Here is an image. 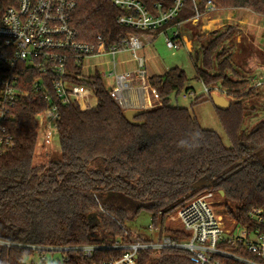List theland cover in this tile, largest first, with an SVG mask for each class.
<instances>
[{"label": "trees", "instance_id": "1", "mask_svg": "<svg viewBox=\"0 0 264 264\" xmlns=\"http://www.w3.org/2000/svg\"><path fill=\"white\" fill-rule=\"evenodd\" d=\"M136 1L152 16L176 7V0ZM208 1L225 10L245 9L264 17V0H183L176 18L164 28L138 31L117 23L126 11L114 6L113 0H81L74 27L84 42L101 37L107 48H122L121 39L128 32L159 35L179 23L189 27L198 14H206ZM236 33L237 28L229 26L207 38L195 33L193 39L198 47L196 79L207 87L218 86L232 103L226 111L216 109L231 147L218 133L204 129L188 109L171 105L173 95L191 90L179 68L149 78L161 102L136 118L140 125L126 119L105 82L96 76L98 105L92 110H82L77 103L62 107L59 153L42 155L38 164L36 115L47 105L30 99L18 104L9 124L16 147L0 155V241L12 244L0 245V264H25L26 256L34 254L28 246L71 249L65 252V264L118 259L122 253L110 249L115 243L156 240L136 235L129 226L141 211L152 217L157 238L187 241V233L165 222L205 191L214 193L215 205L221 208L218 214L242 228H255L251 214L261 210L264 218V121L245 129L246 120L257 112L249 105L261 95L247 89L250 82L232 67V48L219 50ZM203 180L210 182V188L193 191V185ZM94 214L97 219L92 223L89 217ZM84 246L99 249L86 259L74 250ZM139 264L200 261L188 251L164 249L158 256L153 250L141 252Z\"/></svg>", "mask_w": 264, "mask_h": 264}, {"label": "built area", "instance_id": "2", "mask_svg": "<svg viewBox=\"0 0 264 264\" xmlns=\"http://www.w3.org/2000/svg\"><path fill=\"white\" fill-rule=\"evenodd\" d=\"M80 1L0 0V155L16 147L9 124L14 119V110L25 99L47 105L36 115L39 141L42 139L46 155L59 153L58 129L62 107L77 103L82 110H92L98 105L94 85L96 76L103 81L104 77L114 78L111 96L125 113L129 110H148L161 102L144 70L145 59L137 53L153 40V36L128 32L121 39L122 48H107L101 37L92 43L84 42L74 27V16ZM182 1L176 0L174 10L159 16L150 15L136 0H113V3L126 11L117 20L120 26L130 30L157 31L176 18ZM220 11L215 3L208 1L206 14H198L191 23L197 25L204 16H212ZM185 32V23H179L174 28L164 29L161 34L166 35V45L170 50L185 47L192 53L193 42ZM169 33L171 37H168ZM120 53H130L131 59L126 60L125 64L136 61L139 65L137 70L118 75L116 58ZM106 57L112 59L106 64H113V73L84 76L86 61ZM263 86L264 80L256 85ZM205 93L209 97H226L219 87L205 86ZM133 95L138 99L137 106L132 101ZM213 198L214 193L205 191L177 211L175 219L180 225L179 229L188 234L187 241H173L167 236L157 238L159 230L153 226L149 230L152 236L156 235L155 241L117 242L110 249L121 252L122 256L104 264H139L141 252L153 250L158 256L164 249L188 251L198 258L200 264H222L220 258L240 264H264L262 211L255 210L251 214V219L256 222L255 228H242L232 219L224 221L210 201ZM0 245L10 247L12 244L0 241ZM28 248L41 255L61 252L63 264L68 262L65 252L71 251L68 248ZM98 249L97 246H84L74 250L81 251L86 259H91ZM41 260L43 263L47 261L46 257Z\"/></svg>", "mask_w": 264, "mask_h": 264}, {"label": "rangeland", "instance_id": "3", "mask_svg": "<svg viewBox=\"0 0 264 264\" xmlns=\"http://www.w3.org/2000/svg\"><path fill=\"white\" fill-rule=\"evenodd\" d=\"M221 9L220 12L212 15L213 18L217 17L218 15H222L225 10L222 7H219ZM202 23H198L197 25H190L189 27L185 28V33L188 39L192 42H194V35L195 33H198L199 36L207 38L210 34L216 32V31H224L229 26H225L222 29L215 30L211 33H204L202 29ZM251 33V32H250ZM249 33V35H250ZM205 34V35H202ZM153 40L146 46L144 50L138 51L137 53L145 58V68L144 70L147 73L148 77L152 76H162L165 75L169 70L174 68H179L183 70L186 73V76L189 79L188 82V88L191 90L189 92H182L179 96L173 95L171 97V105L175 107H181L188 109L191 114L200 122L201 126L204 129L214 131L218 133L221 138L223 139L224 144L227 147H231V143L229 139L226 136V133L219 121L216 106L213 103V101L210 100L211 97H209L205 93V86L196 79L197 69H196V55L195 52L198 50L197 45L193 44V52H189V50L185 47L180 48L178 50H170L166 45V35L164 34H155L152 35ZM171 33L168 34V37H171ZM245 38V37H244ZM257 38L263 41V45L260 49H251V46L247 44V46H250L249 49L244 50L243 45H241V48L238 49L236 47L237 39L233 38L225 45H223L219 50H223L224 48H233L234 50V57L231 59V65L236 70V72L239 73V77L243 78L245 80H248L250 82L251 78L249 75V72L251 70L248 68V65H245L243 63V59H245L247 53L251 55H256L258 59L261 61V64L255 63L256 70H258V75H261V77H264V36L263 34H257ZM243 40V39H242ZM238 46V45H237ZM256 48V47H255ZM262 49V50H261ZM225 50V49H224ZM130 53H120L118 54L116 58L117 63V74H123L124 72L131 71L133 69L134 64L129 63L125 64V61L128 60V56ZM112 61L111 58H95L90 59L85 62V68H84V76L90 77L94 74L99 75H110L114 72L113 70V64H106L107 62ZM201 63L199 62L198 66H200ZM231 74V72H229ZM104 81L106 84V87L110 90L115 86L114 78L104 77ZM254 85L249 84L248 88L254 89L255 94H260L261 97L258 100H255V102H251L249 106L256 107L257 112L254 113L251 117H249L246 120L245 123V129L251 130L255 125L260 123L261 121H264V86L263 87H253ZM218 87V86H215ZM192 95H189L191 94ZM225 96V95H224ZM227 97V96H226ZM228 98V97H227ZM229 99V98H228ZM230 100V99H229ZM59 152V151H58ZM42 155H46L43 148V142L42 139L39 141L38 147H37V159L36 163L42 162ZM211 192V191H206ZM213 193V192H212ZM212 202V205L214 208L219 211L221 210L220 207H216L215 203V195L213 199H210ZM177 215V211L173 214H171L166 222L165 225L168 227L173 228H180V225L178 221L175 219V216ZM224 221L228 222V218L224 217ZM95 221V220H94ZM92 223H95V222ZM129 226L131 229L135 232L136 235H142L145 238L148 237H155L152 236V232H150L149 228L153 227L152 223V217L149 213L146 211H141V213L136 216V218L129 223ZM156 238V237H155ZM42 257H46L47 261L43 263L41 260ZM26 264H63V254L61 252H45L44 255H41L39 252H35L33 256L28 255L25 258Z\"/></svg>", "mask_w": 264, "mask_h": 264}, {"label": "crops", "instance_id": "4", "mask_svg": "<svg viewBox=\"0 0 264 264\" xmlns=\"http://www.w3.org/2000/svg\"><path fill=\"white\" fill-rule=\"evenodd\" d=\"M223 11H224L223 16L218 15L217 17L214 18L213 16H204L200 20V23H202V25L201 24L200 25L202 26L203 32L205 31L204 28L210 27L204 33H211L215 30L222 29L225 26H232L237 28V33L235 34V36L231 37L230 40L233 38L237 39L236 47H238V49L241 48V45H243L244 50L249 49L251 45L254 46V48L251 46V49L253 48V50L260 49L262 47L263 41L257 38V34L262 33L264 36L263 16L256 15L255 13H252L245 9H229ZM247 44L250 46H247ZM146 46H144L141 50H144ZM234 53L235 52L232 48L233 57H234ZM138 56L141 57L139 54ZM130 59L131 56L129 55L128 60ZM258 62H260L259 64H261V61L258 59V57H256V55L253 56L249 54V52L247 53L245 59H243V63L245 65H248L249 66L248 68L251 70V72H249L251 78L250 84L254 85L253 86L254 88L258 83L263 82L264 80V77H261V75L257 74L258 70H256L255 63ZM132 64H134L133 70H137V68L139 67L138 63L136 61H133ZM132 99H133L132 101L137 106L138 103L136 102L138 101V99L135 97V95H133Z\"/></svg>", "mask_w": 264, "mask_h": 264}, {"label": "water", "instance_id": "5", "mask_svg": "<svg viewBox=\"0 0 264 264\" xmlns=\"http://www.w3.org/2000/svg\"><path fill=\"white\" fill-rule=\"evenodd\" d=\"M212 101L216 106V109L221 110V111H226L227 109H229L232 105V103L229 101V99L227 97L224 96H219V95H213L212 97ZM146 112V110H129L125 113L126 119L134 125H140L141 122H137L136 118L143 115ZM211 184L208 180H203L200 181L198 183H196L195 185H193L192 189L193 191H197L203 188H210ZM223 195V193H222ZM91 221H94L97 219V216L91 215L90 217Z\"/></svg>", "mask_w": 264, "mask_h": 264}, {"label": "bare ground", "instance_id": "6", "mask_svg": "<svg viewBox=\"0 0 264 264\" xmlns=\"http://www.w3.org/2000/svg\"><path fill=\"white\" fill-rule=\"evenodd\" d=\"M210 27H206V28H204L205 30H207V29H209Z\"/></svg>", "mask_w": 264, "mask_h": 264}, {"label": "clouds", "instance_id": "7", "mask_svg": "<svg viewBox=\"0 0 264 264\" xmlns=\"http://www.w3.org/2000/svg\"><path fill=\"white\" fill-rule=\"evenodd\" d=\"M182 146H183V142H182Z\"/></svg>", "mask_w": 264, "mask_h": 264}]
</instances>
